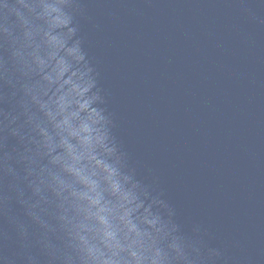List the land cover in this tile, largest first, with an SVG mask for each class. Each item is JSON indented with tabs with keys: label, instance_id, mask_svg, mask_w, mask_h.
Segmentation results:
<instances>
[{
	"label": "water",
	"instance_id": "95a60500",
	"mask_svg": "<svg viewBox=\"0 0 264 264\" xmlns=\"http://www.w3.org/2000/svg\"><path fill=\"white\" fill-rule=\"evenodd\" d=\"M51 2L0 0V264H135L133 252L147 257L141 264H182L174 238L196 226L221 252L215 264H264V3L62 6L73 16L69 45L78 43L98 73L93 107L107 139L96 160L160 201L161 231L138 225L148 234L133 244L100 211L116 203L107 173L74 158L78 140L38 102L48 97L32 54L44 51L39 14ZM108 226L115 241L106 243ZM116 241L123 250L109 246Z\"/></svg>",
	"mask_w": 264,
	"mask_h": 264
},
{
	"label": "clouds",
	"instance_id": "9594fccd",
	"mask_svg": "<svg viewBox=\"0 0 264 264\" xmlns=\"http://www.w3.org/2000/svg\"><path fill=\"white\" fill-rule=\"evenodd\" d=\"M260 2L264 3V0ZM64 5L79 7V5H71L70 0H52L51 3L42 5L43 11L39 14L47 25L42 37L44 51L42 52L40 45H37L32 55L40 76L39 94L41 97L47 96L48 99H38V102L41 108L46 110V114L55 121L56 127L78 140L83 151L74 158L76 160L87 158L90 162L94 161L107 173L106 180L116 203L111 209L101 206L100 211H108L114 215V219L122 225L131 243H141L148 233L141 231L138 225H147L156 232H160L164 226L157 228V225L161 223L159 210H153V206L160 201L158 196H151L147 188H141L138 183L125 187L131 177H124V183H122L115 167L102 164L95 158V150L98 147H104V141L107 139L106 133H102L101 128L97 127L104 117L96 107H93L94 103L100 99V89L97 87L98 73L85 60V53L82 52L78 43L69 45L75 30L69 27L73 16L63 10ZM56 117L60 119L57 121ZM64 143L67 144L70 152L73 151L72 145L67 140H64ZM84 179L88 182L86 177ZM89 183L93 184L94 190V182ZM152 191L156 190L152 187ZM159 194L162 195V193ZM92 202L99 205V197L94 198ZM101 220L107 226V221L103 217ZM105 237L106 243L115 241V232L110 226L105 232ZM175 240L179 243L174 242L173 247L179 249L177 259L182 264H215L221 257L218 249L207 247L199 226L194 227L191 234L185 233L179 238H174ZM109 246L119 250L124 248L118 241ZM116 255L114 251L113 256ZM132 256L135 264H141L147 259L135 252ZM99 264H120V262L107 258L101 259ZM152 264H155L154 260Z\"/></svg>",
	"mask_w": 264,
	"mask_h": 264
}]
</instances>
